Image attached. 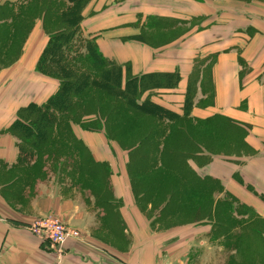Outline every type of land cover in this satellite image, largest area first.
Segmentation results:
<instances>
[{
  "label": "crops",
  "instance_id": "crops-1",
  "mask_svg": "<svg viewBox=\"0 0 264 264\" xmlns=\"http://www.w3.org/2000/svg\"><path fill=\"white\" fill-rule=\"evenodd\" d=\"M19 1L0 0V5ZM83 14L82 34L95 38L106 57L129 66L134 75L180 74L177 85L154 90L155 102L183 115L191 90L192 105L183 116L201 127L219 122L215 130L204 127L231 134L232 140L243 134L242 149L221 154L199 145L205 152L189 155L186 164L200 183H218V199L231 196L235 214L243 202L264 221L259 199L264 197V0H91ZM157 33L167 35L157 38ZM48 40L38 19L18 59L0 65V264H227L239 258L235 249L225 248V238L213 236L217 221L198 217L164 227L163 210H152L154 190L133 183L128 152L118 151L103 130L73 128L95 159L111 166L121 246L108 240V201L99 204L95 195L76 187L60 189L49 175L34 178L25 172L35 160L20 161L19 140L8 128L21 107L46 102L58 87L36 69ZM184 129L194 132V126ZM185 191L188 201L192 192ZM52 214L80 236H67L58 248L29 230L32 221ZM251 222L248 218L250 230Z\"/></svg>",
  "mask_w": 264,
  "mask_h": 264
},
{
  "label": "trees",
  "instance_id": "trees-1",
  "mask_svg": "<svg viewBox=\"0 0 264 264\" xmlns=\"http://www.w3.org/2000/svg\"><path fill=\"white\" fill-rule=\"evenodd\" d=\"M90 1L91 0H48L44 10L41 11V15L31 20L24 40L27 38L34 23L38 19H41L44 29L47 30L48 28L49 40L39 57L36 69L41 74L56 80L58 82V87L56 91L48 97L46 102L42 104L32 102L27 106L21 107L17 112L18 117L10 125L8 131L19 140L21 153L20 161H25L29 157H36V162H40L39 154L45 149V146H52L50 140L51 135L54 133L63 134V132L66 134L65 129L70 126L68 129L71 130L69 134L73 141V148L75 151H79L80 156L75 163H72L71 169L68 170V174H70L68 176L74 178V176L77 177L78 174L79 178L80 174L88 173V171H85L86 164L94 163L96 169H94L92 174L88 173L95 185L92 191L99 204H105V202L108 201V210L113 209L115 211L119 203L115 201L112 195L111 186L110 193L108 192V182L110 185L109 178L112 173L111 166L107 161L95 159L90 149L76 136L73 124L80 125L83 129L90 131L103 130L107 134L108 139L114 143L117 142L115 138L119 133L128 132L127 130L133 127L124 124L116 128L115 122H110L111 125L108 126H106L104 122L103 125L100 124L94 128L90 126L89 123L91 124L92 121H95V119H97L96 114L102 112H97L96 110H94V112L87 111L85 108H81L82 110H80L79 105H81V101L84 98H89V94L91 93H93V95L95 94L96 97H94V99L96 101H101V94H109L111 95L109 100L110 105L112 101H114L113 105L117 103L122 104V108H117L119 106L118 104L112 107L109 114L107 112L111 117V121H114L116 117L129 115L137 120L136 123H142L141 120L144 118H146L144 120L146 121L145 123L149 122L148 124H144V129L141 132L138 131V135L141 133H143V135L137 139V132H135V135L131 137L136 142L133 141L131 146L124 148V150L128 152V171L131 175L133 167H135L143 157H145L143 165H145L146 172H149L153 168H156V170L163 168L165 164L164 159H166L167 155L169 157L168 162L177 166L178 164H182V161H180L181 157L178 158V156L187 158L185 157L186 151H183L182 148H190L189 141H194V139H191L193 134L185 129L180 131L183 133L180 136V143L183 141L185 143L186 141V147L183 143H178L179 149L176 150L177 146L172 148L176 152H172L171 150L168 151L164 147V150L161 149L159 152L160 154H157L160 158V162H158V159L155 160L156 155L154 153H152L151 156L149 155V157L145 155L148 143H152L153 146L157 143H154L156 140H153L154 135H158V140L159 136H163L164 139H169L170 137L172 139L174 137L173 133H176L175 129L178 127L177 124L184 125V127L193 126V122H191L187 116H183L188 114L191 108L193 92L191 90L188 91L187 99L184 104L185 113L180 115L152 99L154 90L173 87L178 84L180 80V74L178 72H153L134 75L129 66L124 67L118 62L106 57L100 50L96 39L93 37L84 39L83 47L85 48V52L80 53L78 48L74 47V45L82 34L81 23L84 19L83 12ZM15 4L16 2H6L2 6L0 5V23H12L13 20L19 16V13L13 10ZM4 7L7 8L3 9ZM14 33L15 32H13V36H16L17 34ZM11 36V32H5L3 36L1 35L0 47L8 44ZM134 39L139 38L135 37ZM73 49H75L74 52L72 51ZM78 63H81V65ZM93 115L96 116H94V120L91 119ZM164 120L166 121L165 125L163 123ZM96 123H98V121ZM214 123V120H209L204 126L213 125ZM198 125L201 124L198 123ZM166 132L170 133L166 135ZM131 137L129 136L130 139ZM129 138L127 140H129ZM80 144L84 148H82ZM163 145L165 146V144ZM83 149H86L89 154L86 158L87 160L82 156ZM73 152H70L69 155L72 156ZM140 163H142V160H140ZM99 167L101 169L103 168L102 171ZM188 172L189 174L185 177L181 175L185 183L186 180H188L189 183L195 182L196 180L194 178H197L194 174L195 172L192 173L191 170ZM135 180L137 179L132 177L133 183L137 185L138 182ZM141 181H147L148 184V181L151 180L144 176V178H141ZM149 185L154 187V192L157 190L159 191L162 187L161 185L158 187V184L152 182ZM181 187L183 186L180 184L173 185V188L170 186L173 191L170 192L171 196L168 197V202L160 206L162 210L166 209L169 199H173V196L180 202H183L184 199L187 198L185 194L186 191L184 192L186 189H181ZM157 206L158 205H156V207Z\"/></svg>",
  "mask_w": 264,
  "mask_h": 264
},
{
  "label": "rangeland",
  "instance_id": "rangeland-1",
  "mask_svg": "<svg viewBox=\"0 0 264 264\" xmlns=\"http://www.w3.org/2000/svg\"><path fill=\"white\" fill-rule=\"evenodd\" d=\"M47 2L48 0H28V1L20 0L13 7V10L17 11L19 13V16H17L13 20L12 23L11 22L9 23L6 22L5 24L0 23V36L1 35L3 36L5 32L12 33L9 43L0 47V65L1 66L10 65L16 59H18V57L21 54L23 43L25 41L24 36L26 32L28 31V27L31 24V20H33V18H37L38 15H41V11L44 10ZM6 8L7 7H4L3 9H6ZM47 30H45L46 33H48ZM13 32H15L14 34H17V35L13 36ZM166 35L167 34L165 33H157L156 37L158 36L157 38H164L166 37ZM86 38H87L86 35L83 33L81 34L80 38L77 39V41L75 42L74 47L78 48L80 53L85 52V48L83 47V41ZM74 50L75 49H73L72 51L74 52ZM78 64L81 65V63H78ZM110 96L111 95L109 94L108 95L101 94V101H96L94 99V97H96L95 94L93 95V93H91L89 94V98H84L81 101V105H79V108L80 110H82L81 108H85V110L87 111L89 110V111L94 112V110H96L97 112H102V113L96 114L97 119H95L96 117L95 115H93V118H91L93 120L95 119V121H92L91 124L89 123V125L94 128L97 125L98 126L100 124L103 125L104 122L106 126L111 125L112 122H115L117 126L116 128H119L120 126L124 124H126L127 126L133 127L127 130L128 132L119 133L116 136L115 139L117 140V142L114 144H115L116 149L118 151H121L122 149L128 148L129 146H131L133 141H135L131 137L135 135V132H137V136H136L137 139H139L141 135H143V133L139 135L138 133L144 129V124H148L149 122L145 123L146 121L144 120L146 118H144L141 120L142 123L140 122L136 123L137 120L134 119V117L129 116V115L124 116V117H118V118L116 117L114 118V121H111L110 119L111 117L108 114L109 112H111L112 107L118 105L119 103H117L116 105H113L114 101H112L110 105V101H109ZM117 108L119 109L122 108V104H119ZM97 121L98 123H96ZM163 123L165 125L166 121L164 120ZM75 125L77 124L74 123L73 127ZM177 125L178 127L175 129L176 133H173L174 137L172 139L171 137L169 139H164L163 136H159L158 137L159 140H158L157 139L158 135H154L153 140L156 139L154 143L156 142L157 143L155 144V146H153L152 143H148L147 148H146L147 152L145 156L149 157V155L151 156L152 153H154L156 155L155 160L158 159V162H160V158L158 157L157 154L164 147L168 151L171 150L172 152H176L172 148L177 146L176 150L179 149L177 144L180 143L181 141L180 136L183 134L180 131L182 129L184 130V125H181V124H177ZM192 125L194 126V132L192 135L194 139L193 147L192 148H182L183 151L184 150L186 151L185 157H187V158H182V156H178V158L180 157L182 158V159L180 158V161H182V164L177 163L178 164L177 166V165H174L168 162L169 157L167 153L166 154L167 157L166 159H164L165 164L163 168H160L159 170H156V168H153L149 172L148 171L146 172L145 165H143V160L145 159V157H143V159L142 158L140 159L142 160V163H140V160H139V163H137L138 166L136 165L135 167H133L131 171L132 177L137 179L135 181L139 183V187L144 188V189L145 188L153 189L154 187L149 185L151 184V182L154 184H158V187L160 185L162 186L159 189V191L156 189L157 193L154 192L153 194H155V196H153V198L150 199L152 203V210L154 209V206L155 208H156V205L160 207L161 204L165 203L164 200L166 201L168 200V196H170V192L173 191L172 190L173 185L180 184L181 186H183L181 187V189H186L187 191L191 190L192 196L188 197L190 199L188 201L184 199L183 202H180L174 196H173V199H169V203L167 204L166 209L162 211V215L160 217L164 227L167 226L168 228H173L176 225H184L188 223V220H190L191 218L193 221L196 220L198 217L205 218V219L209 218L213 222L217 221V223L219 224V226L216 229L213 228L212 234L215 237V239L225 238L224 240L225 248L230 249L229 252L232 251L231 249H235L236 253L240 254V256H238L239 258L229 259L227 261V264H264V235H263L264 221L255 213H249L247 211L248 207L243 202L240 203V208L236 211L237 213L235 214L233 212L234 202L231 196L226 195L223 199H218L216 197L215 195L217 193L216 191L219 189L218 187L219 185L216 181L210 179L208 182H204L201 180V183H200L199 178L197 177V179L194 178L196 180L195 182L185 183V180L181 176L183 175L185 177L187 174H189L188 172L189 170H191L192 173H194L193 169L189 166V164L188 163L186 164V161H188V155H192L195 158L197 157L196 154L205 152L202 149V147H200L199 145H203L205 150L207 149L210 152L221 153V154L231 153V152L237 151L236 148L238 150L242 149L241 146L243 145V141H242L243 134L239 135V132H238L235 135L236 137L235 140L233 139L234 140L233 141L231 134L227 135L225 132L222 134H216L215 131L209 132L207 127H204V126L201 127V125H198L197 123L193 122ZM217 125L219 126V122H215L213 125L210 124L209 125L210 130H213V129L215 130ZM68 128L66 127L65 129L66 134H64L63 132V134L54 133L51 135L50 140L52 142V146L51 147H49V145L45 146V149H43V151L39 154L40 162H36V157L32 158L35 160V162L30 169H25V172L28 174H31L34 178L41 177L44 179L46 178L47 175H49V180H51L53 184L57 185L60 189H62L63 187L72 186V187H76L77 189L83 192H86L89 195H94L92 189L94 188L95 185L92 182L90 176L88 175V173L92 174L94 169H96V165L94 163L86 164L85 171H88V173L80 174L79 178H78V174H77V177L74 176V178H71L70 176H68L70 175L68 174V170L71 169L70 167L72 163H75L80 156L79 151H75L73 148L74 147L73 141L69 134L71 130ZM169 133L170 132H166L165 134L168 135ZM129 136L131 137V139L129 138ZM223 136H224V139H223ZM237 136H238V141H237ZM128 138L129 140H127ZM182 143L186 147V141L185 143L184 141ZM163 144H165V146ZM81 147L84 148L82 145ZM83 150L84 151H82V156L86 159L87 156H89V154L86 149H83ZM241 151H244V150H241ZM70 152H73L72 156L69 155ZM244 152H247V150H245ZM112 157H114L113 154H112ZM120 160L121 158L118 156L117 165L119 167H120ZM121 163H123V161H121ZM144 176L151 180V181H148V184H147V181L146 182L141 181V178H144ZM177 179H179L180 181ZM170 186H172V188H170ZM203 188L204 190H202ZM109 191H110V185L108 182V192ZM185 194H188V192H185ZM259 199L261 201H264V197L259 198ZM152 210L150 209V212H147L146 216L148 218L152 215V212H151ZM115 214H116L115 211L113 209H110L108 222L110 223L111 227L108 228L110 229L108 230V240H117L116 242L118 244L116 243V246H121L122 245V241L120 238L121 225L119 224ZM248 218L249 219L252 218V222H251L252 230L249 229ZM238 226H241V228H238Z\"/></svg>",
  "mask_w": 264,
  "mask_h": 264
},
{
  "label": "built area",
  "instance_id": "built-area-1",
  "mask_svg": "<svg viewBox=\"0 0 264 264\" xmlns=\"http://www.w3.org/2000/svg\"><path fill=\"white\" fill-rule=\"evenodd\" d=\"M28 228L39 239L49 241L52 246L58 248L67 236H80L79 231L70 230L64 220L54 214L35 219L28 225Z\"/></svg>",
  "mask_w": 264,
  "mask_h": 264
}]
</instances>
